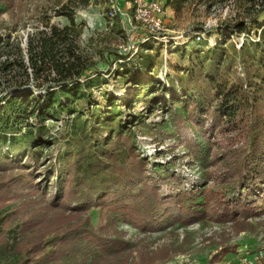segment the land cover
<instances>
[{
	"label": "trees",
	"instance_id": "1",
	"mask_svg": "<svg viewBox=\"0 0 264 264\" xmlns=\"http://www.w3.org/2000/svg\"><path fill=\"white\" fill-rule=\"evenodd\" d=\"M89 1L69 0L54 9L66 19L61 25L41 14L44 28H36L26 48L10 42L9 32L0 33V263L62 264V257L54 259L47 250L61 249V240L72 237L79 238L82 257L90 252L104 262L123 244L120 237L106 236L113 222L125 217L149 230L174 209L192 223L210 208L221 221L232 219L236 231L251 230L248 218L264 208V0H234L241 16L209 29L196 26L194 32L216 30L223 37L213 46L200 40L203 49L192 50L165 82L153 73L152 40L142 42L136 60L128 51L109 49L118 66L106 73L130 84L122 96L107 88L102 96L94 92L100 71L79 51L75 8ZM187 1L166 0V6L177 9ZM13 5L14 0H0V13ZM233 34L246 35L239 48L230 41ZM157 112L201 127L213 139L221 156L212 159L223 172L211 189L177 187L164 194L163 186L177 185L178 178L160 174L158 167L150 170L137 148L136 128ZM30 190L48 196L49 205L94 212L72 228L46 223L40 228L45 236L20 222L23 232L9 237L17 231L14 225L6 228V202ZM97 218L104 223L97 226ZM175 248L170 247L173 253L180 251ZM10 249L17 255L8 257ZM158 260L140 253L132 264Z\"/></svg>",
	"mask_w": 264,
	"mask_h": 264
},
{
	"label": "rangeland",
	"instance_id": "2",
	"mask_svg": "<svg viewBox=\"0 0 264 264\" xmlns=\"http://www.w3.org/2000/svg\"><path fill=\"white\" fill-rule=\"evenodd\" d=\"M68 1L14 0L12 10L0 13V33L9 32L10 42L16 41L22 49L26 48L27 41L36 28H44L40 21L41 14L46 13L50 23L61 25L66 22L65 17L55 14L54 9ZM151 1L162 6L167 41L146 36L145 28L134 19L133 0H90L86 6L75 8V22L81 24L79 51L94 62L92 68L96 67L100 71L101 82L93 87L94 92L100 96L106 88L116 96H122L130 89V84L125 80L108 76L106 73L109 67L114 70L118 66L109 49L128 51L129 55L132 54L131 59L136 60L139 59L142 42L152 40L153 46L157 48L151 51L156 62L153 73L158 75L160 80L165 79V82L166 74H173L175 67H182L187 63L188 58L192 56V50L203 49L199 45L200 40L195 39L196 26L203 25L209 29L220 22H229L242 15V7L234 0H189L177 9H174L172 4L166 6V0ZM199 33L203 36L201 40L206 41L208 46L215 45L223 37L216 30L211 34ZM187 35L190 36L184 39ZM229 36L230 41L239 48L246 35ZM173 37L177 42L172 40ZM23 51L24 59L27 60L25 49ZM35 83L32 79L29 85L34 86ZM145 124L147 125L136 128L137 148L148 160L149 169L158 167L161 168L160 174H163L162 171L169 172L171 176L178 178L177 185L163 186L162 191L166 196L178 190L177 187L190 191L203 187L211 189L215 185L214 181L221 177L222 169L220 163L212 158H220L221 154L212 143L213 139L203 132V128H193L179 120L174 122L169 116L159 112L146 118ZM200 147L206 156L199 152ZM32 190L29 193L20 191L18 198L6 202L10 213L6 228L14 225V230L17 231L9 234V237L23 232L25 226L20 222L27 223V228L31 226L29 230L33 228L34 231L46 223L72 228L85 223V219H89L94 212L86 209L73 213L67 206L49 205L48 196L40 198L37 195L39 192ZM213 212L209 208L203 218H195L190 223V217L185 212L174 209L171 214H162V222L149 230L138 226L134 219L122 217L109 226L106 236L120 237L123 244L104 262L100 261L101 258H92L90 252L82 257V252L76 248L78 237L62 239L61 243L64 244L61 249L57 248L55 251L54 247H50L47 251L50 254L54 251L50 255L54 259L62 257V264H75L79 260V264H132L140 253L156 255L159 260L155 261V264H172L173 260L183 262L188 258L190 264H238L242 257L241 253L237 254L241 245L256 247L264 244V208L248 218L253 224L251 230L240 231H236L232 219L221 221ZM242 219L240 216L239 220ZM103 223L102 218L96 219L97 226ZM40 230L41 232H33L34 235L45 236V231ZM170 247H176L175 249L180 251L173 253ZM17 251L19 252L18 249ZM252 251L253 249H249L244 254ZM6 254L8 257L17 255L11 249Z\"/></svg>",
	"mask_w": 264,
	"mask_h": 264
},
{
	"label": "built area",
	"instance_id": "3",
	"mask_svg": "<svg viewBox=\"0 0 264 264\" xmlns=\"http://www.w3.org/2000/svg\"><path fill=\"white\" fill-rule=\"evenodd\" d=\"M133 7L134 19L145 28L147 37H151L160 41L168 40L166 39L164 32L166 29L164 28V20L162 16L163 11L160 4L151 0H133ZM195 34V39L197 41L201 40V37H203L202 35H199V32H195ZM187 38L188 37H185L184 39ZM172 40H175L174 37ZM249 249H253V251L244 254V252H248ZM239 253H241L242 257L238 261V264H264V244L258 245L256 247L247 244L241 245L237 254ZM174 262L175 264H183V262L184 264H190L189 258L183 260V262L173 260L172 264ZM212 264H218V262H214Z\"/></svg>",
	"mask_w": 264,
	"mask_h": 264
}]
</instances>
